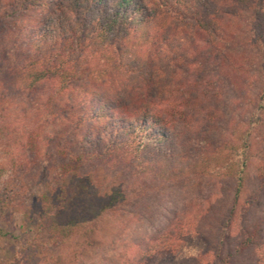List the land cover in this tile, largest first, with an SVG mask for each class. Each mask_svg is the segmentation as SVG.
<instances>
[{"label":"trees","instance_id":"16d2710c","mask_svg":"<svg viewBox=\"0 0 264 264\" xmlns=\"http://www.w3.org/2000/svg\"><path fill=\"white\" fill-rule=\"evenodd\" d=\"M0 97L26 102L16 128L0 123L15 148L0 181V241L16 215L35 234L23 263L0 264L87 235L136 191L198 179L204 204L174 199L167 217L141 206L132 238L105 243L94 264H239L255 246L264 0H0ZM215 197L223 211L211 219Z\"/></svg>","mask_w":264,"mask_h":264},{"label":"rangeland","instance_id":"374dc122","mask_svg":"<svg viewBox=\"0 0 264 264\" xmlns=\"http://www.w3.org/2000/svg\"><path fill=\"white\" fill-rule=\"evenodd\" d=\"M238 24L235 25L236 28ZM233 30V29H232ZM247 33L244 26L236 32ZM225 98L219 101V105L224 112V116L227 119V88L225 87L224 92ZM1 98V97H0ZM2 99L0 100V116L5 117V120L0 117V123H7L10 128L17 127V122L20 121L21 117V105L26 102L20 100H13L11 105H8ZM229 115V113H228ZM219 128H223L222 123ZM220 131V130H219ZM10 130L5 131L4 127H0V181L3 182L7 178L8 174V158L14 155L15 148L10 140ZM219 133V132H218ZM259 158L264 159V132L259 142ZM256 168H253L250 175V181L248 183V189L246 196L250 197L251 200L254 198V192L258 190V182L255 180ZM151 185H153L151 183ZM208 183L203 179H198L190 185H165L160 189L148 190L147 193H138L136 191L131 195L128 204L119 209L114 215L107 217L105 220L100 222L94 231L89 232L87 235H81L73 238L67 244L62 245L57 249H50L49 253L45 254L39 259L33 260L30 264H94L98 258L99 251L104 247L105 243L111 242L113 239H120L127 241L134 235L131 233L133 229L134 214L139 211V208L143 205H147L150 202H154L158 205L157 214L168 215L167 211L173 204L174 199H179L182 202L188 204V202L195 201L204 204V200L207 196ZM174 189L179 191L175 192ZM263 195L260 194L259 199L253 201V206L250 209L249 215L247 216L248 221L251 225L257 227L259 238L256 241L254 247L246 252L239 260V264H253L258 259L260 251L264 249V199ZM197 200V201H196ZM173 201V202H172ZM178 201V200H177ZM221 203L219 198H213L210 206L204 207L211 219L213 216H219L223 208L219 205ZM195 205V203H192ZM167 217V216H166ZM162 220V219H161ZM196 222V221H195ZM207 222L200 221V228H203ZM2 227H5L2 224ZM160 227V226H159ZM194 227V226H193ZM6 230L10 231V235L0 241V257L6 260L16 259L20 263H23V250L27 246L28 241H32L34 238L33 226L31 223H27L21 216H14ZM201 229V230H202ZM148 231H151V227H147ZM128 235V237H127ZM192 243L189 245L190 248ZM197 248L198 246L195 245ZM189 248V249H190ZM194 248L195 250H197ZM23 249V250H22Z\"/></svg>","mask_w":264,"mask_h":264}]
</instances>
